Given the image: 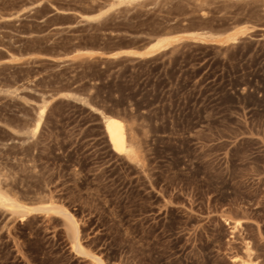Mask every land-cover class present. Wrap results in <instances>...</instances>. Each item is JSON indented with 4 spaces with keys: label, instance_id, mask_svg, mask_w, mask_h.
<instances>
[{
    "label": "rangeland",
    "instance_id": "rangeland-1",
    "mask_svg": "<svg viewBox=\"0 0 264 264\" xmlns=\"http://www.w3.org/2000/svg\"><path fill=\"white\" fill-rule=\"evenodd\" d=\"M0 191L104 264H264V0H0ZM70 236L0 206V264Z\"/></svg>",
    "mask_w": 264,
    "mask_h": 264
},
{
    "label": "bare ground",
    "instance_id": "bare-ground-1",
    "mask_svg": "<svg viewBox=\"0 0 264 264\" xmlns=\"http://www.w3.org/2000/svg\"><path fill=\"white\" fill-rule=\"evenodd\" d=\"M166 40V39H165ZM163 41L156 42L153 45V50H156L158 47L163 46ZM152 49V48H151ZM150 51V50H149ZM106 132L108 139L110 140L114 151L119 154L128 153L129 150V139L127 138V128L125 121L117 116H111L108 118V122L106 124ZM0 206L3 207H10L11 209L16 210L17 212L24 214L29 212V210L33 211H45V212H55L63 216L67 223L69 233L71 234V245L72 248L82 256H87L90 258L95 259L98 264H104L102 258L95 253H89L86 248L83 246L81 241V234L80 229L78 226V222L74 215H72L69 211L63 208H52V207H41V206H34L31 208L26 204H19L13 200L6 194L0 191ZM251 254H249L248 259H240L238 264H258L250 259ZM236 262L239 261L237 257L234 259Z\"/></svg>",
    "mask_w": 264,
    "mask_h": 264
}]
</instances>
